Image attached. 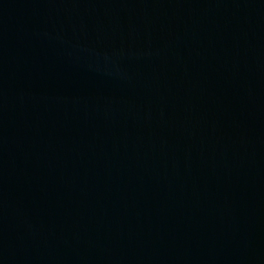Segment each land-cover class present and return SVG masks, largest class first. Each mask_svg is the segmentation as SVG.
<instances>
[{
	"label": "water",
	"instance_id": "95a60500",
	"mask_svg": "<svg viewBox=\"0 0 264 264\" xmlns=\"http://www.w3.org/2000/svg\"><path fill=\"white\" fill-rule=\"evenodd\" d=\"M0 264H264V0H0Z\"/></svg>",
	"mask_w": 264,
	"mask_h": 264
}]
</instances>
